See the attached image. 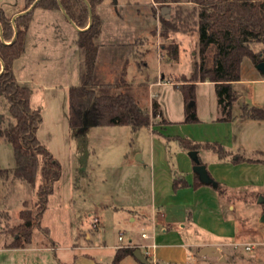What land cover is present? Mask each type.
I'll return each mask as SVG.
<instances>
[{
  "label": "rangeland",
  "instance_id": "obj_1",
  "mask_svg": "<svg viewBox=\"0 0 264 264\" xmlns=\"http://www.w3.org/2000/svg\"><path fill=\"white\" fill-rule=\"evenodd\" d=\"M25 3V0H3L0 5L8 15H15L24 9ZM120 6H104L109 40L103 44V37L95 38L100 45L96 61L101 82H113L124 73L127 82L138 89L142 105L151 109L152 101H157L163 119L170 122L159 124L158 117L152 120L151 128L139 131L129 126L70 128L69 89L82 85L85 71L84 53L76 45L79 32L64 12L35 9L28 51L18 64L17 73L29 81L23 85L31 90L32 106L42 112L38 140L62 165L61 179L54 186L41 223L43 229H50V238L37 231L33 240L38 246L52 240L56 247L55 251L44 250L36 257L28 253L7 258L4 248L14 240L13 229L22 223L20 211L29 209L36 214L37 195L28 182L14 178L11 173L3 174L0 175V264H113L114 246L119 243L120 234H124V243L129 237L144 243L141 234L151 229L138 219L133 222L132 209L115 212L113 207L120 208L135 200L138 209L148 213L154 190L166 213L171 215L173 211L176 218L172 219L174 226L169 233L173 239L169 241L214 243L225 259L223 262L219 257L200 256V248L193 246L189 261L178 264H264V223L260 221L264 212V204L260 202L264 198V162L232 167L236 156L264 161V155H254L247 149L250 141L246 140L244 130L240 129L242 135L237 134L240 151L228 150L231 165L227 168L217 166L221 161L212 150H199L198 157L220 184L219 189L205 185L200 193L182 192L175 196L168 180V176L184 179L181 170L185 162L180 157L186 159L185 172L192 173L194 167L189 151L175 137L201 145L222 146L226 140L228 147L236 141L233 121L217 122L220 112L213 84L196 86L195 100L191 102L195 103L199 122L184 123L191 102L185 104L184 94L175 84L191 77L198 59L197 31L191 27L185 33L171 32L164 37L161 13L153 10L150 0H120ZM182 7L186 12L191 10L190 4ZM175 13L176 9L171 8L170 17ZM172 42L179 45V55L178 60L171 61L165 46ZM252 47L260 51L264 45L254 43ZM241 74L244 81L235 87L238 98L244 96L250 103L256 97V105L250 104L264 109V85L251 83L264 75L248 58L242 64ZM161 80L163 85L151 86ZM234 107L235 120H246L241 117V105ZM8 108V102L1 98V129L12 120ZM153 150L155 165L167 163L169 171L161 166L167 172L156 171L151 175ZM15 167L13 146L0 138V168ZM174 207L178 208L176 212ZM94 218L99 220L97 226H93ZM163 232L160 227L158 235ZM79 233L83 235L78 237ZM84 234H89L90 240Z\"/></svg>",
  "mask_w": 264,
  "mask_h": 264
},
{
  "label": "trees",
  "instance_id": "obj_2",
  "mask_svg": "<svg viewBox=\"0 0 264 264\" xmlns=\"http://www.w3.org/2000/svg\"><path fill=\"white\" fill-rule=\"evenodd\" d=\"M37 1L26 0L22 11H28ZM103 1L39 0L34 8L55 11L62 6L70 21L82 30L78 33L76 45L84 53L85 71L82 74V85L69 89L70 128L86 130L91 127L129 126L133 131H139L144 127L151 128L152 120L158 117L159 124H167L158 102L153 100L151 109L144 107L138 89L127 82L124 73L116 76L113 82H101L96 61L99 47L95 44V38L102 32V19L97 8ZM153 3L160 13L164 7L176 9V13L171 14L169 19L162 13L160 15L164 37H168L171 32L185 33L191 27L198 34V59L194 62L191 77L175 84L183 92L185 104L195 100L198 83L211 82L217 91L220 112L217 122L234 121L233 106L239 98L233 85L242 79L243 62L247 58L254 66L264 62V47L260 51L252 47L254 43L264 45V0H153ZM187 4L191 5L188 12L182 7ZM33 11L19 16L14 23L13 16L8 15L0 5V99L4 98L8 102L12 119L6 128L0 127V138H5L13 146L16 162L13 170L0 168V175L11 173L14 178L28 182L37 195L36 214L29 209L20 211L22 223L13 229L14 240L9 248H26L33 242L37 231H43L49 238V229H43L41 221L54 186L62 175L60 161L53 157L37 137L42 112L32 106L30 88L22 86L14 72V62L26 50L25 42L34 17ZM185 12L188 13L187 17L184 16ZM165 51L168 59L178 60L179 45L176 42L165 46ZM188 108L184 123H198L196 108L194 105ZM241 117L264 122V109L244 105ZM175 140L185 151L209 149L221 160L230 155L219 144L201 145L180 137H175ZM232 162L241 164L256 161L236 156ZM200 163L203 164L201 159ZM193 174L195 177L192 185L185 178H176L173 191L205 186L198 174ZM209 185L215 189L220 188L218 182L216 186ZM136 249L131 246L118 249L113 264H121L127 256H133Z\"/></svg>",
  "mask_w": 264,
  "mask_h": 264
},
{
  "label": "crops",
  "instance_id": "obj_3",
  "mask_svg": "<svg viewBox=\"0 0 264 264\" xmlns=\"http://www.w3.org/2000/svg\"><path fill=\"white\" fill-rule=\"evenodd\" d=\"M25 2H26V0H25ZM150 2H151V5L153 6V10H154V8L156 9V6L154 5L153 0H150ZM111 3L114 4L115 7H121L120 6V0H114V2H113V0L112 1L111 0L110 1L104 0L103 3L97 8L98 14L102 17V28L103 29H102V32L99 35V37H103V44H105V42L109 40L107 38L108 35L106 33V27H105V18L106 17L103 16V13H104L103 8H104V6H109V4L111 6L112 5ZM33 10H35V9H33ZM59 11L62 12L61 9ZM22 12L23 11L15 13V15H12V16L17 17L18 15L22 14ZM34 17H35V14H34ZM34 17H33V20H32V22H31V24H30V26L28 28L29 30H28L27 37H26V42H25L26 50L23 53V55H25V53H27V51H28V47H29V46H27L28 45V38H29V35H30V31H31L30 28L32 26V23L34 22ZM95 44H97L98 47H99V51H98V53H99L100 52V45L98 44V42H95ZM104 47H106V46L104 45ZM23 55L14 62L15 63L14 64L15 76H16V79H18V82L22 86H24L23 85L24 82H29L28 80H24V79L20 78L18 73H17L18 69H19V65L18 64H19L20 60L23 58ZM104 55L105 56L107 55L106 54V50L104 51ZM243 81L244 80L241 79L238 83H235L233 85L234 86V90H235V87L239 86V84H242ZM207 83L208 84H213L211 82H206V83H198L197 86L203 85V84L206 85ZM251 83H260V84L264 85V78L258 76V79H256L255 81H252ZM26 84H28V83H26ZM160 85H163L162 80L161 81H157L156 84H151L152 87L160 86ZM239 97H242V98L241 99L239 98V100H238L236 105L240 104L241 107H243L244 105H247L248 107H255V105H256L255 104L256 97L253 98L250 101V103H254L255 105L248 103L244 96H240L239 95ZM164 115H166V114H164ZM166 121H167V119H166ZM169 122H170V119H169ZM223 123H225V122H223ZM232 124L235 127V130L233 129V131L235 132L234 140L236 139V141H233V143H231L230 147H228V144H226V140L223 142L222 147L227 152H228V150H232V149L234 151L235 150L240 151L241 148H238V146H240L241 141H240V138L237 136V134H241L242 131L240 129H242L247 134L246 140L250 141L249 143L246 142L247 143V147H248L247 149L249 151H251L254 155H257L259 153L264 155V122H261V121H256L255 122V121H250V120H242V119L239 120V119H236L235 121L232 122ZM154 150L151 152V159H152L153 165H154L152 170H150L151 171V175L153 173L155 174L156 171H159L160 174L161 173H165L166 169H164V168L162 169L161 166L167 168L168 169L167 171H169V167L166 165L167 163H162V165H160L158 167H157V165H155V163H154V160H155L154 159ZM198 153H199V151H198ZM181 155L182 154H180V156ZM180 158H181L182 161H184L186 163V159L185 158H183V157H180ZM218 159L221 161V163H220L221 165L218 164L217 166H224L225 167L227 165L226 166V168H227L228 165H231L230 162H229L228 156H227V158H224V160H221L220 158H218ZM246 159L253 160L251 158H246ZM253 161H256L258 164L261 163V162H264V161L260 160L259 158L254 159ZM256 162H242L241 164H257ZM185 163H183L184 168H182L181 171H184L185 180L190 185H192V183L194 181L195 174H193L194 172H192V173L185 172V171H187L186 170L187 169V165H186L187 163L186 164ZM234 165L237 166L238 164H234L232 162V167ZM224 167L222 169H224ZM170 173H172V172H170ZM175 179L173 177H171V176H168V180H169V183L172 186V190H173V184H174ZM155 187H156V185H155V182H154V188ZM201 189H203V186L198 188V189H194V188H191V187L183 188V189H179L177 191H174V195L178 196L182 192L200 193ZM158 201L159 200H158L157 192L154 190L153 202L151 203L150 207L148 208V209H150L148 211V213H145L144 211L142 212L140 210V208L138 209V202L135 201V200H134V203L126 204V206H123V207H120V208L117 207V206L113 207L115 212L118 209H123V208H130V210L132 209L131 210L132 214L135 213V217L133 218V222H135L136 219H138V221H140L144 225H147V226H149L151 228L149 231L146 230L144 232L148 233L150 236H153V240L152 239L143 240V242L144 243H152V241H153V242L156 243L157 248L155 250V258L157 259L158 264H162V263H164V264H178V263H186V262H188L189 258H190L189 257L190 256V248L193 247V246H198L200 248V250H202L203 248H206V247H210V246H214L216 248L218 247L217 244H214V243H196L195 242V243H193L194 244L193 245V244H188V243H184V242H175L174 243V242L169 241V239H173V236L169 233V232L172 231L173 226H174L172 224V219L176 220V218L174 216V212L173 211H172L171 215L167 214L166 210L164 208V205H161ZM174 208H175V212H176L178 210V208H176V207H174ZM44 215H43V217H44ZM171 216H172V218H171ZM42 220H43V218H42ZM41 223H42V221H41ZM160 227H162L164 229V232H163V235L159 236L158 235V230H159ZM50 232L51 231L49 229V238H50ZM82 235H83V233H79L78 237H81ZM84 237H87L88 240H90V238H91V236L89 234L88 235L84 234ZM124 239L122 241H119V239H118L119 243H117L116 246H114L116 252L120 248H127V246L138 248L140 245L144 244V243H141V242H136L135 239L132 238V237H129L127 239L126 243H124ZM75 246H77V245H75ZM55 247H56V244H54V242L52 240H50V243H48V244H47V242L46 243H41L39 246L35 245V242L33 241L26 248H9V247L6 248L5 247L4 248V251H5L4 253H6L7 258H9V257L10 258L11 257L15 258V257H19V256L20 257H24L28 253L32 254L34 257H36V256H38L37 253L38 254L42 253V252H44V250H46V251L47 250L48 251L49 250L50 251L51 250L55 251ZM39 256H41V255H39ZM127 261H138V260L135 259L134 256H127L121 262V264H124ZM59 264H64V263L61 262ZM67 264H69V263H67Z\"/></svg>",
  "mask_w": 264,
  "mask_h": 264
},
{
  "label": "water",
  "instance_id": "obj_4",
  "mask_svg": "<svg viewBox=\"0 0 264 264\" xmlns=\"http://www.w3.org/2000/svg\"><path fill=\"white\" fill-rule=\"evenodd\" d=\"M3 0H0V3L2 2ZM39 1V0H38ZM38 1L28 10V11H25V12H22V14L18 15L17 17H14L13 18V22L15 23V20L19 17V16H22L23 14H27L29 12H31L35 6L37 5ZM60 9L62 10V12L65 13V15L67 16V13L63 10L62 6H60ZM161 13L163 16H165L167 19L170 18V12H171V9L167 8V7H164L161 9ZM68 18V16H67ZM69 19V18H68ZM70 21V19H69ZM91 21H92V11H91V15H90V24H91ZM71 23H73V21H70ZM89 24V25H90ZM73 25L75 26V24L73 23ZM76 27V26H75ZM77 28V27H76ZM78 31H82L81 29L77 28ZM257 69L259 70L260 73H262L264 75V62H261L259 63L257 66ZM195 103L194 102H191L190 103V106H193ZM0 120H2V117L0 115ZM189 156L190 158L193 159V161L195 162V165L193 167V172L198 174L199 176V179L200 181L205 184V185H209V184H213L216 186V181L211 177V175L208 173L207 171V168L200 163V159L198 158V152L197 151H191L189 152ZM260 202L263 204L264 203V198H260ZM260 221L264 223V212L263 214L261 215V218H260ZM134 258L137 259L141 264H149V261L144 258L141 254V251L140 249H136L135 252H134ZM200 256H207V257H210V256H215V257H219L222 259V261L224 262L225 259L221 257V254L220 252L217 250L216 247L214 246H210V247H206V248H203L201 251H200Z\"/></svg>",
  "mask_w": 264,
  "mask_h": 264
},
{
  "label": "built area",
  "instance_id": "obj_5",
  "mask_svg": "<svg viewBox=\"0 0 264 264\" xmlns=\"http://www.w3.org/2000/svg\"><path fill=\"white\" fill-rule=\"evenodd\" d=\"M99 223L98 218H94L93 226H97ZM119 241H122L124 239V234H120L118 237ZM141 239L143 240H153V236H150L148 233L143 232L141 234ZM157 248V245L155 242L152 241V243H144L138 247L140 249L141 254L144 258H146L149 261V264H158L157 259L155 258V250Z\"/></svg>",
  "mask_w": 264,
  "mask_h": 264
}]
</instances>
